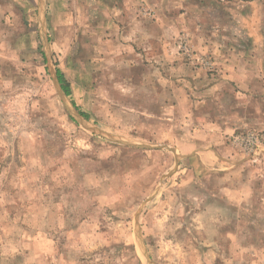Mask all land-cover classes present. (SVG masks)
Here are the masks:
<instances>
[{
  "label": "rangeland",
  "instance_id": "obj_1",
  "mask_svg": "<svg viewBox=\"0 0 264 264\" xmlns=\"http://www.w3.org/2000/svg\"><path fill=\"white\" fill-rule=\"evenodd\" d=\"M130 5L185 21L165 46L141 39L133 54L115 0H0V264H264V206L216 221L181 185L176 154L160 153L175 147L159 139L161 113L176 111L149 93L151 75L179 62L217 76L264 55V0Z\"/></svg>",
  "mask_w": 264,
  "mask_h": 264
},
{
  "label": "crops",
  "instance_id": "obj_2",
  "mask_svg": "<svg viewBox=\"0 0 264 264\" xmlns=\"http://www.w3.org/2000/svg\"><path fill=\"white\" fill-rule=\"evenodd\" d=\"M115 1L117 25L122 24L126 29L118 32L119 37L125 38L127 49L133 54L136 43L141 39H146L149 46H165L166 40L162 35L164 37L168 27L178 30L185 21L183 11L178 12L181 17L172 23L162 17L145 20L132 11V0ZM162 14H166L163 6L160 7ZM136 31L139 33L135 34ZM153 54L149 53L148 60L157 58L169 61L166 55L154 57ZM172 60L176 58L172 57ZM225 66L227 69L218 72L217 76L199 71H190L188 75L184 70L185 65L179 62L175 70L168 72L160 69L151 75L156 80L151 83L149 93L153 96L154 106L159 107L160 111L167 108L176 111L173 118L161 113L164 117L162 120L170 129L161 131L159 139L168 147V142L175 146L174 150L167 148L160 153L176 154L179 159L176 176L182 177L181 185H191L194 199H199L201 204L221 209L214 208L211 212L217 216L223 215L224 222L231 220L237 210L239 218L247 221L246 216H253L254 212L248 211L243 215L246 208L256 203L264 206V157L257 164H250L242 152L230 143L228 136L234 132L264 131V55L241 56L239 65ZM210 77L211 80L208 79ZM200 79L202 86H199ZM210 94L212 98L208 97ZM190 95H200L205 99L199 102L193 98L190 100ZM186 96L189 102L184 101ZM234 207L237 210L235 208L233 211ZM220 220L218 216L216 221ZM250 220L252 218H248ZM225 233L224 236H233L232 232Z\"/></svg>",
  "mask_w": 264,
  "mask_h": 264
},
{
  "label": "built area",
  "instance_id": "obj_3",
  "mask_svg": "<svg viewBox=\"0 0 264 264\" xmlns=\"http://www.w3.org/2000/svg\"><path fill=\"white\" fill-rule=\"evenodd\" d=\"M231 143L241 152L251 156L254 162L259 163L264 157V133L249 131L247 133H233Z\"/></svg>",
  "mask_w": 264,
  "mask_h": 264
},
{
  "label": "trees",
  "instance_id": "obj_4",
  "mask_svg": "<svg viewBox=\"0 0 264 264\" xmlns=\"http://www.w3.org/2000/svg\"><path fill=\"white\" fill-rule=\"evenodd\" d=\"M59 81L61 82L62 86H63V90L67 93H68V86L64 84V81H63V75L61 73H59ZM86 117V115H84Z\"/></svg>",
  "mask_w": 264,
  "mask_h": 264
}]
</instances>
